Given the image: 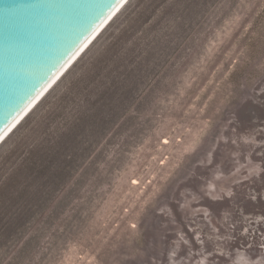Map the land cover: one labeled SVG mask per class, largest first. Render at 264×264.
Returning a JSON list of instances; mask_svg holds the SVG:
<instances>
[{"label": "rangeland", "instance_id": "1", "mask_svg": "<svg viewBox=\"0 0 264 264\" xmlns=\"http://www.w3.org/2000/svg\"><path fill=\"white\" fill-rule=\"evenodd\" d=\"M0 264H264V0H129L0 145Z\"/></svg>", "mask_w": 264, "mask_h": 264}, {"label": "water", "instance_id": "2", "mask_svg": "<svg viewBox=\"0 0 264 264\" xmlns=\"http://www.w3.org/2000/svg\"><path fill=\"white\" fill-rule=\"evenodd\" d=\"M120 1L0 0V143L24 118L26 109L60 67Z\"/></svg>", "mask_w": 264, "mask_h": 264}, {"label": "bare ground", "instance_id": "3", "mask_svg": "<svg viewBox=\"0 0 264 264\" xmlns=\"http://www.w3.org/2000/svg\"><path fill=\"white\" fill-rule=\"evenodd\" d=\"M129 0H121L119 4L105 17V19L95 28V30L86 38V40L76 49V51L66 60V62L60 67V69L56 72V74L52 77V79L47 83V85L43 88V90L39 93V95L35 98V100L30 104V106L26 109L27 114L24 118L16 125V127L3 139L0 145L9 137V135L20 125V123L37 107V105L43 100V98L52 90V88L61 80V78L68 72L71 67L78 61V59L89 49V47L99 38V36L104 32L105 28H107L112 21V19L118 14V12L128 3ZM126 2V3H125ZM125 3V4H124ZM120 7H122L114 17L109 21L110 17H112L113 13L116 12ZM109 21V22H108ZM106 24V26L101 30V32L95 37L97 32ZM95 37V38H94ZM92 41V42H91ZM90 43V44H89ZM88 45V46H87ZM77 57V58H76ZM75 59V60H74ZM58 78V79H57ZM57 79L54 85L45 92L48 87ZM43 95V96H42ZM42 96V97H41ZM41 97V98H40ZM40 98V99H39ZM39 99V100H38ZM38 100V102H36ZM35 103V104H34ZM34 104V105H33ZM30 109V110H29ZM26 111L22 114L24 115ZM20 119V118H19Z\"/></svg>", "mask_w": 264, "mask_h": 264}]
</instances>
